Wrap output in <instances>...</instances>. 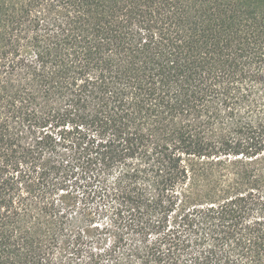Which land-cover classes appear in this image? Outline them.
Masks as SVG:
<instances>
[{
	"label": "trees",
	"instance_id": "obj_1",
	"mask_svg": "<svg viewBox=\"0 0 264 264\" xmlns=\"http://www.w3.org/2000/svg\"><path fill=\"white\" fill-rule=\"evenodd\" d=\"M0 264H264V0H0Z\"/></svg>",
	"mask_w": 264,
	"mask_h": 264
}]
</instances>
